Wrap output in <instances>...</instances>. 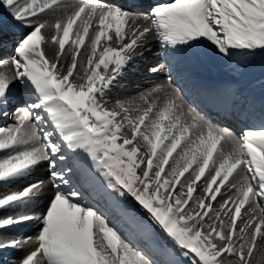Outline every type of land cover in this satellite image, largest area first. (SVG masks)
I'll list each match as a JSON object with an SVG mask.
<instances>
[{
  "label": "snow or ice",
  "instance_id": "6c2138e0",
  "mask_svg": "<svg viewBox=\"0 0 264 264\" xmlns=\"http://www.w3.org/2000/svg\"><path fill=\"white\" fill-rule=\"evenodd\" d=\"M46 12L58 15L42 19ZM140 17L151 27L138 24ZM6 18L31 30L19 37L8 60L0 59V68L9 69L0 71V116H8L10 105L24 104L16 108L14 124L0 125V184L26 179L47 163L55 191L39 212L32 209L44 195L42 179L0 196V250L21 249L34 239L38 246L20 264H252L257 241L264 239V126L236 134L214 124L173 87L171 75L138 101H117L120 111L105 105L153 30L172 53L205 42L229 58L264 52V0H169L142 13L101 0H0V31ZM77 21L65 70L61 57ZM86 39V61L77 71ZM48 43L58 45L51 60ZM238 169L244 174L230 182ZM206 171L205 196L195 197ZM225 186L235 190L220 204L227 224L212 207ZM85 189L94 200L106 199L109 212L116 209L131 231L89 203ZM129 197L146 220L124 203ZM245 206L252 213L247 218ZM33 222L39 227L35 238H5L7 229Z\"/></svg>",
  "mask_w": 264,
  "mask_h": 264
},
{
  "label": "bare ground",
  "instance_id": "6f19581e",
  "mask_svg": "<svg viewBox=\"0 0 264 264\" xmlns=\"http://www.w3.org/2000/svg\"><path fill=\"white\" fill-rule=\"evenodd\" d=\"M63 2L67 4H78L81 0H63ZM101 2L118 4L123 7H129L133 12L142 13L150 10L151 6L155 3L169 2V0H101ZM57 15L58 13L46 12L42 14L41 18L54 20ZM137 23L142 27H151V20H144L142 17L137 20ZM80 26L81 21H77V24L73 28L72 36L65 45L66 54L61 57V64L65 70L71 63L70 49L73 48L71 40L76 38L75 34L80 30ZM132 27L133 25L130 22L125 31H129ZM30 30L26 27H20L10 18H6V23L3 25L2 31H0V39H2V43H0V59L8 60L14 54L16 41L22 34ZM42 31L48 36L52 34L51 30L48 29ZM110 35L113 36L110 43L113 47H116L114 33H110ZM140 43L144 45L143 49L137 50L133 62L124 70L123 75L117 79L112 91L106 97L107 103L105 107L108 110L120 111L117 101H138V96L141 92L146 91L153 85L164 83L168 75H171L174 81L173 87H179L182 90L184 99L214 124L220 127H227L236 134H239L245 129L264 126V56L261 55L260 51H257L255 55L249 52L237 53L229 58L219 54L209 42H205L191 49L185 46H179L181 51L172 53L171 50L166 51L165 46L157 38L155 30L148 33L146 38L140 41ZM104 44L105 42L102 40L101 48ZM44 49L46 56L51 60L54 59L55 52L58 51V45L48 43L44 45ZM86 49L87 39L85 46L81 47L80 55L77 57V71L80 70V63L86 61ZM169 64H171V69L168 67ZM153 68H159L161 70L153 72ZM8 70L7 68H0V71ZM14 92H16L17 96L19 93H22L19 85L14 87ZM223 94L227 96V100L221 98ZM15 122L10 118L9 114L7 117L0 116V125H11ZM179 151L180 149H177V152ZM176 155L174 153L173 157L176 158ZM69 157L67 162L73 166L70 153ZM59 166L62 167V164ZM193 168H195V165ZM207 173L206 171L205 177L194 186L196 189L194 192L195 197L204 198L205 193L203 189L206 186L205 180L209 178L207 177ZM243 174L244 172L238 169L237 173H234L233 177H230V182H238ZM185 178L191 179L192 177L190 173H186ZM38 179H42L45 183L44 195L39 201L38 206H33L32 210L36 212L43 211L55 191L51 183L47 163H42L38 166L26 179L17 180L9 185L0 184V196L10 191L21 190L28 183ZM215 187L216 185L213 186V188ZM234 191L230 190L227 186L222 187L221 193L223 195H218L217 201L212 204L213 211L220 212L226 224L230 223V220L228 217H224L220 209V204L223 203L224 198L233 195ZM85 193L89 203H98L104 207L106 212H109L106 199H92L87 189H85ZM208 202L206 199L205 203ZM124 203L132 207H138L141 214H137V219L141 220L140 217L143 218V216L147 219L145 211L134 200L132 202L127 200ZM247 209L248 206H245L241 210L242 216H246V218L252 215ZM11 211L10 209L8 212H3L2 215L7 216ZM259 212L260 209H257V214ZM109 214L116 219L117 223L121 222L119 224L123 228L131 231L130 226L122 221L116 209L112 208ZM237 223L239 228V219ZM38 231V224L33 222L9 228L4 232V236L5 238L16 237L25 239L30 233L29 237L35 238ZM156 231L154 235L163 240L160 230L158 229ZM133 238L143 246L142 238L139 236H133ZM37 246L38 244L33 239V241L24 245L21 249L7 248L0 250V264H20V261ZM157 258L163 259V257L159 256ZM228 259L234 260L235 258L229 257ZM251 259L252 264H264V239H258L257 248Z\"/></svg>",
  "mask_w": 264,
  "mask_h": 264
},
{
  "label": "rangeland",
  "instance_id": "374dc122",
  "mask_svg": "<svg viewBox=\"0 0 264 264\" xmlns=\"http://www.w3.org/2000/svg\"><path fill=\"white\" fill-rule=\"evenodd\" d=\"M14 48H15V46H14ZM261 55L264 56V52H261ZM164 62H165V60H164ZM207 177H208V173H207ZM128 201L132 202V198L129 197V198H128ZM134 202H135V201H134ZM134 204H135V203H134ZM135 205H136V204H135ZM133 207H134V208H133V211H135L136 214H139V215H140L141 213H140V210H138V207H136V206H133ZM142 216H143V215H142ZM146 216H147V215H146ZM140 218H141L142 221L146 220V218H145L144 216H143V218H142V217H140ZM245 218H246V216H245ZM119 223H121V222H119ZM153 227H154V226H153ZM156 230H158V229H156ZM156 230H155V231H156ZM156 232H157V231H156ZM29 235H30V233L28 234L27 237H29ZM21 237H24V236H21ZM18 239H20V238H18ZM35 246H36V245H35ZM10 255H11V254H10ZM10 258H11V257H10ZM10 258H9V260L12 259V258H11V259H10Z\"/></svg>",
  "mask_w": 264,
  "mask_h": 264
}]
</instances>
